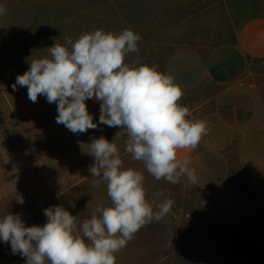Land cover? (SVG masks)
Masks as SVG:
<instances>
[{
    "label": "rangeland",
    "instance_id": "obj_1",
    "mask_svg": "<svg viewBox=\"0 0 264 264\" xmlns=\"http://www.w3.org/2000/svg\"><path fill=\"white\" fill-rule=\"evenodd\" d=\"M0 6L6 9L0 15V216L18 213L26 226H42L43 210L62 205L76 216L74 234L82 236L80 225L96 206H111L107 185L93 186L88 171L94 163L88 144L103 136L117 145L122 170L144 175L149 203L174 201L164 218L142 227L114 254L115 264H215L223 254L241 264L250 257L252 264H264V236L176 239L184 228L213 222L225 230L219 231L222 238L239 224L264 234V60L249 58L239 44L242 26L264 17V0H0ZM125 29L141 39L138 52L126 53L124 62L132 66L139 60L137 67L155 65L172 76L183 92L178 104L189 109L186 119L206 122L207 134L195 150L227 158L228 175L219 187L202 189L186 176L176 184L156 180L125 151L126 130L100 125L73 134L56 123V103L43 96L33 103L26 87L13 90L17 75L32 59L47 56L54 43ZM85 103L98 122L100 103ZM231 167L235 173L229 181ZM160 192L164 195H156ZM25 261L12 254L10 243L0 241V264Z\"/></svg>",
    "mask_w": 264,
    "mask_h": 264
},
{
    "label": "clouds",
    "instance_id": "obj_2",
    "mask_svg": "<svg viewBox=\"0 0 264 264\" xmlns=\"http://www.w3.org/2000/svg\"><path fill=\"white\" fill-rule=\"evenodd\" d=\"M5 12L0 6V15ZM140 39L130 29L119 34L96 30L75 41L65 38L63 45L47 48V56L32 59L12 88L26 87L33 103L38 96L56 103V123L73 134H85L100 125L126 130L125 151L142 161L156 180L176 184L186 176L196 184L198 177L188 167L189 159L180 161L177 153L198 146L207 134L206 122L186 119L189 109L178 104L183 92L172 76L157 71L155 65L137 67L139 60L132 66L124 62L126 53L138 52ZM90 99L100 103L98 122L85 103ZM87 153L94 158L88 168L93 186L107 185L111 206H96L91 218L80 225L82 236L74 234L76 216L62 205L43 210L47 220L42 226H26L18 213L0 216V241L10 243L12 254L26 258L25 264H45L46 260L50 264H115V253L172 208V199L160 204L146 200L144 175L131 168L122 170L114 142L92 137Z\"/></svg>",
    "mask_w": 264,
    "mask_h": 264
},
{
    "label": "crops",
    "instance_id": "obj_3",
    "mask_svg": "<svg viewBox=\"0 0 264 264\" xmlns=\"http://www.w3.org/2000/svg\"><path fill=\"white\" fill-rule=\"evenodd\" d=\"M241 51L251 59L264 60V17L248 20L241 28L239 35ZM247 136L241 142V148L246 151ZM189 159V168L195 170L198 177L196 186L202 189H215L219 187L228 175V160L220 153L198 152L195 149H180L177 159Z\"/></svg>",
    "mask_w": 264,
    "mask_h": 264
},
{
    "label": "trees",
    "instance_id": "obj_4",
    "mask_svg": "<svg viewBox=\"0 0 264 264\" xmlns=\"http://www.w3.org/2000/svg\"><path fill=\"white\" fill-rule=\"evenodd\" d=\"M235 173L234 167L230 168V175H229V181L233 177V174ZM201 189H198L195 187V192H201ZM254 203H250L249 206H253ZM214 225L208 226L205 224L204 226L201 224H198L193 227L184 228L179 236L176 237L177 241H204L205 239H213L214 241H229L230 238L233 241H252L256 238V240H260L263 238L264 234L261 229L258 230V232H253V230L248 229L245 224H239L234 225L230 231H227L226 234H224V237L222 238L223 228L222 226L217 225L215 222H213ZM143 230V229H142ZM229 230V229H228ZM144 231V230H143ZM219 231H222L220 234ZM157 232V231H156ZM142 237L145 236L144 233H141ZM253 237H255L253 239ZM222 239V240H221ZM251 257L245 261H242V264H252ZM215 264H241V262H235L232 261L229 255H221L218 257V261Z\"/></svg>",
    "mask_w": 264,
    "mask_h": 264
}]
</instances>
